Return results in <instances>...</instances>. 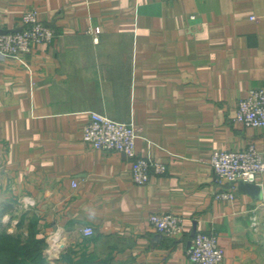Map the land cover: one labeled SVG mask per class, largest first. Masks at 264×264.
Returning <instances> with one entry per match:
<instances>
[{"label": "crops", "instance_id": "0c3cea01", "mask_svg": "<svg viewBox=\"0 0 264 264\" xmlns=\"http://www.w3.org/2000/svg\"><path fill=\"white\" fill-rule=\"evenodd\" d=\"M30 8L55 35L0 54V231L33 218L47 264H193L198 231L216 233L220 264H264V171L219 185L210 166L250 143L264 158V127L234 120L264 85V0H0V30ZM94 111L130 123L136 155L165 171L135 184L122 153L86 144ZM160 212L183 231L153 229Z\"/></svg>", "mask_w": 264, "mask_h": 264}, {"label": "built area", "instance_id": "2783aa9c", "mask_svg": "<svg viewBox=\"0 0 264 264\" xmlns=\"http://www.w3.org/2000/svg\"><path fill=\"white\" fill-rule=\"evenodd\" d=\"M54 35V29L41 21L37 10L27 9L22 13L19 29L0 30V54L25 53L33 44L50 42ZM234 120L246 126L264 127V85L250 87L246 95L238 100ZM135 138L130 123L115 121L95 111L89 114L82 131V140L91 147L122 153L129 161L132 182L141 185L148 181L150 169L163 173L166 167L162 162L138 157ZM210 166L214 181L219 185L237 180L252 182L258 173L264 171V158L256 144L250 143L242 149L213 150ZM214 196L217 199H232L234 193L228 189L218 191ZM148 222L165 236H175L183 231V217L176 213H151ZM82 232L91 234L93 229L85 226ZM186 253L193 264H220L224 257V249L213 231L196 232Z\"/></svg>", "mask_w": 264, "mask_h": 264}, {"label": "trees", "instance_id": "16d2710c", "mask_svg": "<svg viewBox=\"0 0 264 264\" xmlns=\"http://www.w3.org/2000/svg\"><path fill=\"white\" fill-rule=\"evenodd\" d=\"M23 223L20 217L17 227ZM45 246V238L37 236L35 220L29 218L26 232L0 231V264H47L43 255Z\"/></svg>", "mask_w": 264, "mask_h": 264}, {"label": "water", "instance_id": "95a60500", "mask_svg": "<svg viewBox=\"0 0 264 264\" xmlns=\"http://www.w3.org/2000/svg\"><path fill=\"white\" fill-rule=\"evenodd\" d=\"M235 182H244V181H241V180H237V181H235ZM229 183H231V182H229Z\"/></svg>", "mask_w": 264, "mask_h": 264}]
</instances>
